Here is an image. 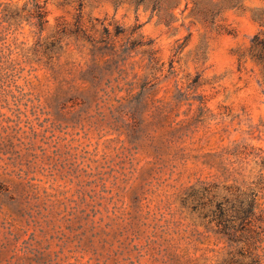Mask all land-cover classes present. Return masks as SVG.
I'll use <instances>...</instances> for the list:
<instances>
[{
    "label": "rangeland",
    "instance_id": "1",
    "mask_svg": "<svg viewBox=\"0 0 264 264\" xmlns=\"http://www.w3.org/2000/svg\"><path fill=\"white\" fill-rule=\"evenodd\" d=\"M262 12L0 0V264H264Z\"/></svg>",
    "mask_w": 264,
    "mask_h": 264
},
{
    "label": "trees",
    "instance_id": "2",
    "mask_svg": "<svg viewBox=\"0 0 264 264\" xmlns=\"http://www.w3.org/2000/svg\"><path fill=\"white\" fill-rule=\"evenodd\" d=\"M47 11L43 4L36 2L35 10L32 17H36L39 21V25L41 30L43 31L45 28V24L47 23ZM262 29L261 31L254 36L251 42V46L248 50V57L256 62L262 69V75L264 78V12H262L261 17H257ZM243 66V62H241V67ZM264 165V160L262 162ZM239 219L242 222H245L249 218V212H239ZM219 224L225 223L226 215L221 213L218 217Z\"/></svg>",
    "mask_w": 264,
    "mask_h": 264
}]
</instances>
